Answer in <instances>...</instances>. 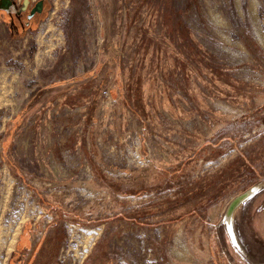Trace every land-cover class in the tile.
Returning <instances> with one entry per match:
<instances>
[{
  "label": "rangeland",
  "instance_id": "374dc122",
  "mask_svg": "<svg viewBox=\"0 0 264 264\" xmlns=\"http://www.w3.org/2000/svg\"><path fill=\"white\" fill-rule=\"evenodd\" d=\"M42 3L0 9V264H264V0Z\"/></svg>",
  "mask_w": 264,
  "mask_h": 264
},
{
  "label": "water",
  "instance_id": "95a60500",
  "mask_svg": "<svg viewBox=\"0 0 264 264\" xmlns=\"http://www.w3.org/2000/svg\"><path fill=\"white\" fill-rule=\"evenodd\" d=\"M28 0H24V3L27 4ZM11 0H0V8L7 9L9 6H11ZM42 0H38L34 6V8L29 11L30 14L28 15V18L31 17V15L34 12H40L42 10ZM254 187L247 189L243 193H239L238 195H235L228 203L227 210L225 211V220L226 224H229L230 232H232L230 222L232 220L233 214L236 211V209L250 196L253 192ZM228 226V225H227Z\"/></svg>",
  "mask_w": 264,
  "mask_h": 264
},
{
  "label": "crops",
  "instance_id": "0c3cea01",
  "mask_svg": "<svg viewBox=\"0 0 264 264\" xmlns=\"http://www.w3.org/2000/svg\"><path fill=\"white\" fill-rule=\"evenodd\" d=\"M22 1V0H21ZM34 1H31V3H34ZM20 3V0H14L12 1V5L10 7H8L7 9H4V8H0L2 9V11H4L3 13H7L9 15H12L11 16V19L13 18H16L18 16H20V13L22 12L21 9L18 8V4ZM14 16V17H13ZM10 24V23H9ZM17 25V22H15V26ZM238 209V208H237ZM236 209V210H237ZM237 212V211H236Z\"/></svg>",
  "mask_w": 264,
  "mask_h": 264
},
{
  "label": "flooded vegetation",
  "instance_id": "af4514ba",
  "mask_svg": "<svg viewBox=\"0 0 264 264\" xmlns=\"http://www.w3.org/2000/svg\"><path fill=\"white\" fill-rule=\"evenodd\" d=\"M12 1H14V0H11V3H12ZM35 4H36V1H35L34 3H30V1L28 0L27 4H25V3H24V0H22V4H21V7H20V8H21L22 11L28 9V14H27V15H29V14H30L29 11H31V10L34 8ZM11 5H12V4H11ZM9 7H10V6H9ZM40 12H41V11H40ZM36 13H38V12H34V13L31 15V17H30L29 19H31V18L33 17V15L36 14ZM10 18H11V17H10Z\"/></svg>",
  "mask_w": 264,
  "mask_h": 264
},
{
  "label": "trees",
  "instance_id": "16d2710c",
  "mask_svg": "<svg viewBox=\"0 0 264 264\" xmlns=\"http://www.w3.org/2000/svg\"><path fill=\"white\" fill-rule=\"evenodd\" d=\"M247 153H248V152H245V151H244V153H243V154H240L239 157H240V156H243V155L246 156ZM248 174H249V176H250V173H248Z\"/></svg>",
  "mask_w": 264,
  "mask_h": 264
},
{
  "label": "bare ground",
  "instance_id": "6f19581e",
  "mask_svg": "<svg viewBox=\"0 0 264 264\" xmlns=\"http://www.w3.org/2000/svg\"><path fill=\"white\" fill-rule=\"evenodd\" d=\"M234 215V214H233ZM228 225V229L230 230V228H229V224H227ZM230 225H231V229H232V223L230 222ZM9 230V229H8ZM235 240V239H234ZM236 242V241H235ZM237 243V242H236Z\"/></svg>",
  "mask_w": 264,
  "mask_h": 264
}]
</instances>
